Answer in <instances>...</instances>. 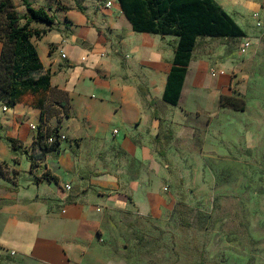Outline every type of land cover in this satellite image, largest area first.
Returning a JSON list of instances; mask_svg holds the SVG:
<instances>
[{
	"label": "crops",
	"instance_id": "0c3cea01",
	"mask_svg": "<svg viewBox=\"0 0 264 264\" xmlns=\"http://www.w3.org/2000/svg\"><path fill=\"white\" fill-rule=\"evenodd\" d=\"M215 1L243 38L264 23V0ZM59 12L34 26L47 31L32 39L51 77L44 108L0 103V163L13 172L0 175V264H124L110 243L118 221L171 211L191 170L211 171L214 155L238 144L222 124L244 138V124L222 114L235 64L223 40L199 37L172 105L178 38L135 31L118 0ZM56 131L66 139L43 152Z\"/></svg>",
	"mask_w": 264,
	"mask_h": 264
},
{
	"label": "rangeland",
	"instance_id": "374dc122",
	"mask_svg": "<svg viewBox=\"0 0 264 264\" xmlns=\"http://www.w3.org/2000/svg\"><path fill=\"white\" fill-rule=\"evenodd\" d=\"M28 1L55 16L70 6L81 9L87 0ZM12 3L11 11L26 14L23 0ZM224 39L215 40L227 44L226 56L235 64L233 96L245 110L222 105V114L244 124V138L222 124L221 136L236 135L238 144L228 147L230 154L214 155L211 171L191 170L190 185L178 187L171 211L158 219L118 221L110 243L124 264H264V23L246 38ZM246 42L251 47L243 53ZM23 100L39 103L40 97ZM0 172L13 174L4 162Z\"/></svg>",
	"mask_w": 264,
	"mask_h": 264
},
{
	"label": "trees",
	"instance_id": "16d2710c",
	"mask_svg": "<svg viewBox=\"0 0 264 264\" xmlns=\"http://www.w3.org/2000/svg\"><path fill=\"white\" fill-rule=\"evenodd\" d=\"M13 0L0 3V41L3 50L0 58V103L14 108L27 95L40 97L39 108H44L48 91L51 89V77L43 74V66L33 38L41 39L47 31L34 28V23L51 26L54 17L44 8H35L28 0H23L26 14L18 16ZM126 17L137 32L154 33L178 38L175 49L174 66L169 76L164 99L177 105L192 53L197 47L198 38L211 37L243 38L245 32L215 0H118ZM24 21L23 23H21ZM235 96L222 98V105L244 111ZM49 137H57V131ZM42 136H39V139ZM1 139V138H0ZM12 149H16L15 140L9 139ZM59 144H42L43 152L55 150ZM0 175L6 176L0 172ZM47 179H54L47 176Z\"/></svg>",
	"mask_w": 264,
	"mask_h": 264
},
{
	"label": "built area",
	"instance_id": "2783aa9c",
	"mask_svg": "<svg viewBox=\"0 0 264 264\" xmlns=\"http://www.w3.org/2000/svg\"><path fill=\"white\" fill-rule=\"evenodd\" d=\"M107 4H108V6H110L111 5V2H108ZM258 25H261V24L259 23ZM250 47H251L250 43L249 42H246L244 45H242V52L243 53H246L249 50ZM62 57L63 58H66L67 56H66V54L62 53ZM212 74L214 75L215 72H212ZM7 109L8 108L5 106L4 107V110L6 111ZM32 128H34V130H37L38 129L37 126H34V125L32 126ZM115 133H118V131L116 130ZM59 139L60 140H65L66 137L65 136H61V137H49L47 141H48V144H54L57 141H59ZM67 189H71V186L68 185L67 186Z\"/></svg>",
	"mask_w": 264,
	"mask_h": 264
}]
</instances>
